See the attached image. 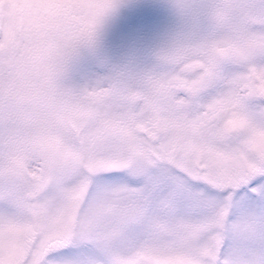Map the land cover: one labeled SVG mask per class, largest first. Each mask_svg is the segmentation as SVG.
I'll return each mask as SVG.
<instances>
[{"label":"snow or ice","instance_id":"snow-or-ice-1","mask_svg":"<svg viewBox=\"0 0 264 264\" xmlns=\"http://www.w3.org/2000/svg\"><path fill=\"white\" fill-rule=\"evenodd\" d=\"M0 0V264H264V0Z\"/></svg>","mask_w":264,"mask_h":264},{"label":"rangeland","instance_id":"rangeland-1","mask_svg":"<svg viewBox=\"0 0 264 264\" xmlns=\"http://www.w3.org/2000/svg\"><path fill=\"white\" fill-rule=\"evenodd\" d=\"M148 3H151V0H129L131 6L125 7L121 10L120 16L113 23V27L118 28L123 26L127 19L137 13L140 6Z\"/></svg>","mask_w":264,"mask_h":264}]
</instances>
